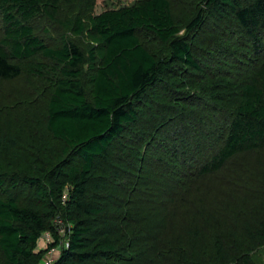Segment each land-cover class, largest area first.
I'll use <instances>...</instances> for the list:
<instances>
[{
  "label": "trees",
  "instance_id": "1",
  "mask_svg": "<svg viewBox=\"0 0 264 264\" xmlns=\"http://www.w3.org/2000/svg\"><path fill=\"white\" fill-rule=\"evenodd\" d=\"M187 3L139 0L93 15L80 0H0V81L41 82L56 144L29 157L0 135V264H43L41 237L60 246L58 217L68 247L56 264H173L179 255L186 264L191 251L208 253L206 229L216 238L211 264H258L250 251L264 244L262 220L237 230L242 211L203 200L206 182L218 186L228 165L264 151V0H191L184 19ZM21 114L38 131L33 113ZM192 132L197 164L180 174L182 154L159 145ZM141 217L172 244L166 255Z\"/></svg>",
  "mask_w": 264,
  "mask_h": 264
},
{
  "label": "rangeland",
  "instance_id": "2",
  "mask_svg": "<svg viewBox=\"0 0 264 264\" xmlns=\"http://www.w3.org/2000/svg\"><path fill=\"white\" fill-rule=\"evenodd\" d=\"M138 1L139 0H80L89 10L92 7L90 4L93 3V15H98L106 10L130 6ZM190 2L191 0H188L185 6L186 9L183 10L182 15L184 19H187L190 15L192 6ZM44 26L40 24L38 29L40 34ZM47 28L52 30L48 25ZM1 33L0 20V35ZM46 91L47 89L43 88L41 82L37 81L36 84L35 80L30 81L26 76L17 81H0V135L17 141L19 149L29 157H33L30 151L34 152L37 146L41 145L40 147H46L49 145H56L51 141L45 130L46 110L42 101L46 99ZM35 97L37 98L35 99ZM12 110H17L19 112H13ZM23 111L33 113L36 117L34 126L38 128V131L34 129L31 131L27 128L24 116L21 114ZM178 131L181 130L177 129L176 132ZM189 131L190 128H187L186 132ZM193 134L188 133L186 135H180L181 140H176L174 144L171 142V146H166L165 143L159 145L160 152L169 151L168 155H171L173 158H175L177 154H182V159L186 162H184L183 165L182 163L180 164V174L182 173V166L197 164V160L194 159L195 156L193 155L194 151L192 150L198 148L196 142L201 139L198 137L196 138V135L194 134V136ZM207 146H210L209 140H207ZM201 149L205 148L203 147ZM159 150H150L151 156L152 153H159ZM6 162L10 163L15 169L21 164L14 153H11ZM216 184L218 186H214L210 189L209 184L206 182L203 205L209 210H221L226 214H233L236 212L237 216L240 214V211H242L244 220L236 229L241 230L244 225L251 223L252 226L249 228L258 230L257 219H261L264 223V151L240 156L225 168V172L223 171L221 178ZM221 189H223V193ZM208 213L212 214L210 211H208ZM215 219L217 220L218 218ZM146 221L144 217H141L139 220L142 224V229L145 231L144 233L147 237H152V244L158 249V253L166 255V252L169 251L172 244L169 243L168 245L164 235L157 234V229L148 225ZM211 223L216 224V221L211 220ZM55 225L56 233L60 236V246L57 248L52 246L54 240L50 233H45L41 237L38 251H44L46 254L43 259V264H56L61 250L67 248L68 235L66 234L67 230L65 228L67 225H65L60 217L55 220ZM163 228L166 230L167 224H165ZM201 236L206 242L208 253L204 252L206 256H201L198 251H191L192 254H190L186 260V264H192V262L198 264H211L212 257L209 255V250L216 240L215 234L212 231L208 232L206 229L201 231ZM163 242H165L164 245ZM251 253L258 264H264V244L262 242L256 244L250 251V254ZM181 261L182 257L179 255L173 264H182Z\"/></svg>",
  "mask_w": 264,
  "mask_h": 264
},
{
  "label": "built area",
  "instance_id": "3",
  "mask_svg": "<svg viewBox=\"0 0 264 264\" xmlns=\"http://www.w3.org/2000/svg\"><path fill=\"white\" fill-rule=\"evenodd\" d=\"M67 247H68V244H67Z\"/></svg>",
  "mask_w": 264,
  "mask_h": 264
}]
</instances>
